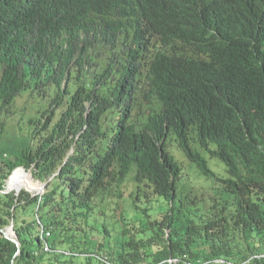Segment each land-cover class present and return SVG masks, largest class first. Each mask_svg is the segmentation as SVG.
Returning <instances> with one entry per match:
<instances>
[{
  "label": "trees",
  "instance_id": "1",
  "mask_svg": "<svg viewBox=\"0 0 264 264\" xmlns=\"http://www.w3.org/2000/svg\"><path fill=\"white\" fill-rule=\"evenodd\" d=\"M27 93L0 264H264V0H0V119Z\"/></svg>",
  "mask_w": 264,
  "mask_h": 264
},
{
  "label": "rangeland",
  "instance_id": "2",
  "mask_svg": "<svg viewBox=\"0 0 264 264\" xmlns=\"http://www.w3.org/2000/svg\"><path fill=\"white\" fill-rule=\"evenodd\" d=\"M96 51L99 54L108 53L103 48H97ZM48 101V97L44 96L42 93H27L22 97L18 98L15 101L13 107L11 108V114L9 116L2 115V118L0 119V123L2 126V131H0V148L7 151L5 146L10 139L18 137L21 131L26 133L27 120L31 118L37 111L42 109H48L50 105ZM170 150L173 153L177 162L180 164L181 168L183 169V175L186 177V179L180 181L181 183H187L188 187L194 186L196 187V189L200 188V185H203L202 183H210L205 181L202 177L200 178V174L198 173L197 169L194 167L192 162H190L185 157V155L181 153V151L175 146L174 142L171 143ZM209 166L212 167L216 175L221 177L225 176L223 166L218 167V163L213 162H209ZM25 171L27 170L25 169ZM27 172L31 175V171ZM7 180L4 181L6 186ZM127 195L128 191L126 192V196ZM170 264L172 263L170 262Z\"/></svg>",
  "mask_w": 264,
  "mask_h": 264
},
{
  "label": "water",
  "instance_id": "3",
  "mask_svg": "<svg viewBox=\"0 0 264 264\" xmlns=\"http://www.w3.org/2000/svg\"><path fill=\"white\" fill-rule=\"evenodd\" d=\"M23 170H25L24 168H23ZM15 171V170H14ZM32 176V175H31ZM9 179V178H8ZM37 181V180H36ZM41 185H42V187H41V191L40 192H38L37 194H40V195H42L43 193H44V191H45V184L44 183H41L40 181H38ZM22 190H18V191H16L15 193H16V195H18L20 192H21ZM26 192H28V193H31V192H29L28 190H25ZM12 191L6 186V189L5 190H3L1 193H3V194H8V193H11ZM32 195H35V194H32ZM0 233L4 236V238L5 239H7V240H9L10 242H12L13 244H15L16 245V247L17 248H19V242H18V240H17V238H16V234H15V232H14V227H13V225L11 224L9 227H7V228H5V229H3V230H0Z\"/></svg>",
  "mask_w": 264,
  "mask_h": 264
},
{
  "label": "built area",
  "instance_id": "4",
  "mask_svg": "<svg viewBox=\"0 0 264 264\" xmlns=\"http://www.w3.org/2000/svg\"><path fill=\"white\" fill-rule=\"evenodd\" d=\"M42 234H44L43 231H42ZM49 236H50L49 233H45V239L48 238ZM42 238H43V236H42ZM43 252L44 253L51 252V249L49 248V246L46 243L44 244ZM213 264H231V263L230 262L229 263L228 262H225V260H215L213 262Z\"/></svg>",
  "mask_w": 264,
  "mask_h": 264
},
{
  "label": "bare ground",
  "instance_id": "5",
  "mask_svg": "<svg viewBox=\"0 0 264 264\" xmlns=\"http://www.w3.org/2000/svg\"><path fill=\"white\" fill-rule=\"evenodd\" d=\"M26 179L28 180V182H29L33 187L36 188L35 191L32 192V193L36 194V193H38V192L41 191V187H42V186H35V185H33V184L31 183V181L29 180V177H28V176L26 177ZM16 183H17V182H16ZM24 185H25V184H24ZM11 187H12L11 189H13L14 187H16V184L12 185Z\"/></svg>",
  "mask_w": 264,
  "mask_h": 264
},
{
  "label": "clouds",
  "instance_id": "6",
  "mask_svg": "<svg viewBox=\"0 0 264 264\" xmlns=\"http://www.w3.org/2000/svg\"><path fill=\"white\" fill-rule=\"evenodd\" d=\"M17 169V168H16ZM31 194V193H30ZM37 223L40 225V222L37 220ZM41 230L43 231L44 234H42V231H41V239L43 240L42 236L45 237V233H48V232H44L43 228L41 227Z\"/></svg>",
  "mask_w": 264,
  "mask_h": 264
},
{
  "label": "crops",
  "instance_id": "7",
  "mask_svg": "<svg viewBox=\"0 0 264 264\" xmlns=\"http://www.w3.org/2000/svg\"><path fill=\"white\" fill-rule=\"evenodd\" d=\"M12 190H14V189H12Z\"/></svg>",
  "mask_w": 264,
  "mask_h": 264
}]
</instances>
